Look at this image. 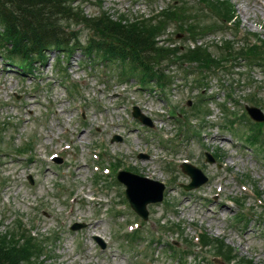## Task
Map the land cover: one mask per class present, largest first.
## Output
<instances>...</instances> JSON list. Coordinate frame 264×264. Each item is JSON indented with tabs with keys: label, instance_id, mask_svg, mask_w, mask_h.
<instances>
[{
	"label": "rangeland",
	"instance_id": "obj_1",
	"mask_svg": "<svg viewBox=\"0 0 264 264\" xmlns=\"http://www.w3.org/2000/svg\"><path fill=\"white\" fill-rule=\"evenodd\" d=\"M174 1L86 0L83 10L87 16H98L105 11L113 20L123 15L136 19L169 8ZM180 2H189L188 5L198 10L203 7L216 10L207 0H177L176 4ZM232 2L243 30L257 32L264 38V0ZM77 4L78 0L74 6ZM217 19L216 13H209L207 22ZM76 28L81 33V42L85 43L89 31L82 25ZM176 28L175 24L171 25L162 39L176 44H194ZM232 37L231 30L220 29L216 35L206 36L199 43L210 44L213 40ZM210 50L215 53L217 49L212 46ZM82 59L84 55L76 51L69 61L68 73L73 83L67 85L68 81L66 83L55 72L54 54L29 73H21L0 54L1 228L22 216L40 236L50 234L52 237L58 232L60 240L53 241L48 251L52 264H182V260L184 264H208L207 260L200 263V256L205 254L211 258L213 255L198 246L191 248V253L182 260L174 257L178 249L172 252L165 245L167 242H174L179 249L189 248V244L181 237V232L168 228L169 224L164 221L169 219L182 222L191 237H196L203 227L213 236L226 237L240 254L264 261V228L255 221L246 226L238 224L232 218L240 207L231 201V198L246 197L247 206L261 209L264 196L262 201H257L253 188L256 183L264 192V158L260 159L259 151L243 139H237L231 131H224L223 127L226 112L240 110L246 104L243 96L259 87L258 96L264 97L262 71L254 70L257 82L250 85L243 84L238 74L226 75L230 81L234 77L233 81L237 82L235 94L240 101L237 104L227 103V89L222 91L218 77L212 76L207 95L215 94L217 98L205 101L204 106L212 114L202 123L201 114L194 116L192 111L194 103L198 102V90L190 83H180L183 72L177 71L175 87L163 97L159 92L139 90L135 80L120 82L117 64L99 63L92 69L80 65ZM175 69V66L171 68ZM239 70L245 71L240 67L235 72ZM135 104L152 115L153 128L141 129L136 122V128L131 129ZM172 109L183 110L180 120L196 125L201 135L188 136V129L184 130L177 114L171 113ZM117 134L122 140L112 141ZM69 144L71 148L61 153L62 161L55 162L51 155ZM28 145L33 146L32 159L19 156L20 149L16 150ZM102 145L107 147V151L101 152L104 158L95 157L97 147ZM219 146L224 151L223 158L208 162L205 154H215ZM144 151L147 157H139V152ZM94 158L100 159L102 166L120 160L121 167H133L141 175L166 183L164 200L148 206L149 219L140 227V239L124 238L122 233L130 226L139 225V216L123 203L122 185L107 189V178L103 177L99 185L95 184L97 174H106L100 167L94 170L93 167L98 166ZM187 159L209 178L204 185L190 191L182 187L190 178L180 168V163ZM59 183L63 186L61 191L56 189ZM113 183L110 181L109 185ZM166 199L175 204L174 210L166 209ZM117 211L121 213L118 215ZM76 222L86 225L72 230ZM99 239L105 243L104 248Z\"/></svg>",
	"mask_w": 264,
	"mask_h": 264
},
{
	"label": "trees",
	"instance_id": "obj_2",
	"mask_svg": "<svg viewBox=\"0 0 264 264\" xmlns=\"http://www.w3.org/2000/svg\"><path fill=\"white\" fill-rule=\"evenodd\" d=\"M207 2L216 8L215 12L205 7L198 10L181 5L158 17L113 20L107 12L86 16L82 6H74L73 0H0V26L3 28L0 38L7 56L27 65L26 69L35 60L46 58L50 51L70 57L79 49L91 56L102 55L108 61H119L127 76L137 77L142 85L155 83L162 90L172 83V76L166 73L170 65L178 64L183 68V63L187 62L189 69L184 68L185 74L198 72L197 82L206 84L208 75L225 68L229 61L239 64L247 61L248 66L262 64L264 46L257 44L245 43L237 49L233 41H224L218 46L220 55H215L203 45L182 48L162 43L160 36L171 22H176L195 38L196 31L210 32L217 21L233 18L235 9L229 0ZM209 13H216L218 19L208 23ZM80 24L91 31L86 45L80 42L78 30L72 29ZM258 138L259 133H254L253 139ZM24 240L22 243L15 239L12 233L1 235L0 264H35L32 261L35 245L31 237ZM218 250L224 251L222 242ZM241 262L254 264L244 258Z\"/></svg>",
	"mask_w": 264,
	"mask_h": 264
},
{
	"label": "water",
	"instance_id": "obj_3",
	"mask_svg": "<svg viewBox=\"0 0 264 264\" xmlns=\"http://www.w3.org/2000/svg\"><path fill=\"white\" fill-rule=\"evenodd\" d=\"M250 115L258 120H264V116L260 110L255 107H247ZM136 114L139 115V110L136 109ZM145 120V118H143ZM147 120H145L146 122ZM184 169L191 174L193 181L187 188H192L199 186L206 181L205 176L201 172L185 164ZM122 180L127 183L128 190L127 195L132 203V206L140 213L142 216L147 217V204L151 202L160 201L163 197V185L156 181L139 177L127 172L122 173Z\"/></svg>",
	"mask_w": 264,
	"mask_h": 264
},
{
	"label": "bare ground",
	"instance_id": "obj_4",
	"mask_svg": "<svg viewBox=\"0 0 264 264\" xmlns=\"http://www.w3.org/2000/svg\"><path fill=\"white\" fill-rule=\"evenodd\" d=\"M127 63H129V61Z\"/></svg>",
	"mask_w": 264,
	"mask_h": 264
}]
</instances>
